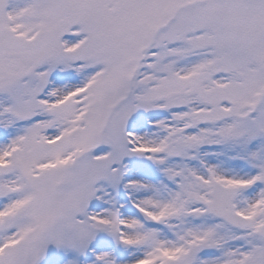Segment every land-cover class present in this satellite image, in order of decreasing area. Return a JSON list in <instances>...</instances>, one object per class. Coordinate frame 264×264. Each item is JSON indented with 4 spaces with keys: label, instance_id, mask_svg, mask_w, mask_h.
<instances>
[{
    "label": "snow or ice",
    "instance_id": "obj_1",
    "mask_svg": "<svg viewBox=\"0 0 264 264\" xmlns=\"http://www.w3.org/2000/svg\"><path fill=\"white\" fill-rule=\"evenodd\" d=\"M0 264H264V0H0Z\"/></svg>",
    "mask_w": 264,
    "mask_h": 264
}]
</instances>
